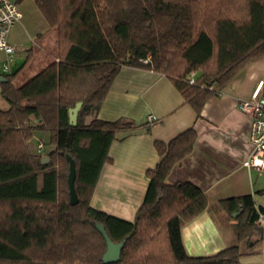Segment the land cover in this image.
I'll list each match as a JSON object with an SVG mask.
<instances>
[{"label": "trees", "instance_id": "1", "mask_svg": "<svg viewBox=\"0 0 264 264\" xmlns=\"http://www.w3.org/2000/svg\"><path fill=\"white\" fill-rule=\"evenodd\" d=\"M34 3L56 30L57 53L22 84H13L17 73L0 83L8 104L0 110V264H241L238 244L207 256H189L183 246L182 224L208 201L194 184L167 178L192 151L193 128L154 143L159 160L147 170L144 200L128 222L91 207L90 199L116 133L134 125L84 119L99 109L124 65L168 76L198 114L208 97L264 56V0ZM77 102V123L70 126L68 110ZM34 131L48 133L47 163L44 145L37 154L30 149ZM67 155L75 162L76 204L69 202ZM218 204L229 217L236 213L238 242L254 230L261 234L257 220L264 209L251 194ZM97 223L112 242L125 239L117 261L103 259L107 245Z\"/></svg>", "mask_w": 264, "mask_h": 264}, {"label": "crops", "instance_id": "2", "mask_svg": "<svg viewBox=\"0 0 264 264\" xmlns=\"http://www.w3.org/2000/svg\"><path fill=\"white\" fill-rule=\"evenodd\" d=\"M39 17L44 22L39 29H47L44 17ZM31 51L33 46L13 56V60L25 57L27 61ZM259 82H263L264 94V56L248 62L220 91L207 98L197 114L168 76L145 67L121 66L99 109L85 117L84 123L93 118L124 119L134 127L116 133L108 150L109 160L103 164L94 187L91 207L132 222L149 185L146 172L159 160L154 143H167L193 128L196 139L192 151L167 178L169 183L179 180L194 184L208 201L206 210L181 226L186 253L207 256L238 244L241 264H264V224L257 221L261 234L254 230L245 241L238 242L233 227L235 217H229L218 204L221 199L251 194L256 207L264 209V167L245 165L251 153V119L238 108L239 101L249 99ZM150 115L154 117L152 121H148ZM36 132L47 133L34 131L33 148L42 140ZM39 144L44 145V141ZM44 157L43 153L42 163H47Z\"/></svg>", "mask_w": 264, "mask_h": 264}, {"label": "rangeland", "instance_id": "3", "mask_svg": "<svg viewBox=\"0 0 264 264\" xmlns=\"http://www.w3.org/2000/svg\"><path fill=\"white\" fill-rule=\"evenodd\" d=\"M17 5L19 11L21 12L22 18L12 26L7 36V40L11 45L16 46L17 48L14 56L25 53V50L30 46H33V51L29 54L30 58L27 65L23 69L18 71L19 73L17 72V75L12 77L13 84L16 86L22 84L28 78L33 76L41 67L45 66L53 59H55L57 53L56 30L53 28H49L48 25H47L48 27L47 29L46 27L45 28L41 27L39 29L40 27L39 25L43 24L44 22H41L40 20L41 18L39 17L41 14H39L35 4L33 2H19L17 3ZM38 31H41L40 34L38 33L36 34V32ZM43 41L45 42L43 43ZM44 45H47V48ZM7 61H8L7 55L3 51H0V78L11 75L10 74L11 63H7ZM5 65L9 67V70L7 71L3 70ZM1 82L2 81L0 80V83ZM6 104L7 103L0 96V110L8 109V106L7 108L5 106ZM35 134L40 135V137L42 136V138L40 139L44 141V147H43L44 151L50 150L51 145L48 143L49 142L48 133L43 134L36 132ZM42 140H39V142H41ZM32 144L33 143L31 142L30 143L31 151L36 154L39 153L37 152V146H34L33 148Z\"/></svg>", "mask_w": 264, "mask_h": 264}, {"label": "built area", "instance_id": "4", "mask_svg": "<svg viewBox=\"0 0 264 264\" xmlns=\"http://www.w3.org/2000/svg\"><path fill=\"white\" fill-rule=\"evenodd\" d=\"M21 12L18 5L13 0H0V51H3L7 57V63H12L16 47L11 45L7 36L12 26L21 19ZM4 71L9 70L7 65ZM194 82V73L190 74L189 83ZM263 82H259L249 99L241 100L238 108L250 116L249 142L251 145V153L245 162L246 166L262 169L264 167V94L262 93ZM154 117L150 115L148 121H152ZM42 145H37V150ZM258 223L264 224V212L259 213Z\"/></svg>", "mask_w": 264, "mask_h": 264}, {"label": "water", "instance_id": "5", "mask_svg": "<svg viewBox=\"0 0 264 264\" xmlns=\"http://www.w3.org/2000/svg\"><path fill=\"white\" fill-rule=\"evenodd\" d=\"M25 62H26L25 57L15 58L12 61L11 66H10V74L12 75L16 74L24 66ZM0 80L6 81L4 77H1ZM81 105H82V102H77L74 105V107L68 110V122L70 126L76 125L77 115H78V111ZM66 158L69 164L68 166L69 171H68V176H67L69 202L70 204H76L78 199H77V194H76L75 186H74L75 177H76L75 162L69 155H67ZM44 159L48 160V157H44ZM232 217H235V214H232ZM96 227L99 230V232L102 234L103 238L105 239L106 245H107V249L104 253L103 259L109 262L117 261L120 257V251L124 244L125 239L120 243H114L110 240L104 227L101 224L97 223Z\"/></svg>", "mask_w": 264, "mask_h": 264}]
</instances>
